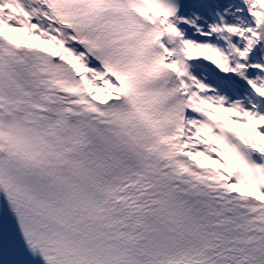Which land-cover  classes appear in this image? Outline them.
Returning a JSON list of instances; mask_svg holds the SVG:
<instances>
[{
	"label": "snow or ice",
	"instance_id": "snow-or-ice-1",
	"mask_svg": "<svg viewBox=\"0 0 264 264\" xmlns=\"http://www.w3.org/2000/svg\"><path fill=\"white\" fill-rule=\"evenodd\" d=\"M0 264H264V0H0Z\"/></svg>",
	"mask_w": 264,
	"mask_h": 264
}]
</instances>
